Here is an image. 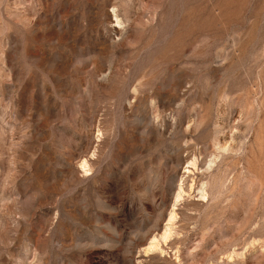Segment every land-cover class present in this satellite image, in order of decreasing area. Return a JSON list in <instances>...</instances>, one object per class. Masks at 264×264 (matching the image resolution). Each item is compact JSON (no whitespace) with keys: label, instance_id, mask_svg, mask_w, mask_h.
<instances>
[{"label":"rangeland","instance_id":"rangeland-1","mask_svg":"<svg viewBox=\"0 0 264 264\" xmlns=\"http://www.w3.org/2000/svg\"><path fill=\"white\" fill-rule=\"evenodd\" d=\"M0 264H264V0H0Z\"/></svg>","mask_w":264,"mask_h":264},{"label":"bare ground","instance_id":"bare-ground-1","mask_svg":"<svg viewBox=\"0 0 264 264\" xmlns=\"http://www.w3.org/2000/svg\"><path fill=\"white\" fill-rule=\"evenodd\" d=\"M182 191H183V190H182ZM182 191H181V189H180V191H179V193H178V195H177V198L181 197V195H182Z\"/></svg>","mask_w":264,"mask_h":264}]
</instances>
